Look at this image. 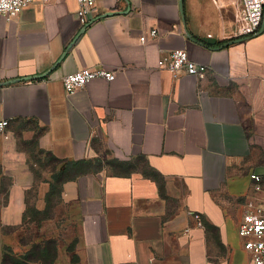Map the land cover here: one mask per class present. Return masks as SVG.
<instances>
[{"label": "crops", "instance_id": "obj_1", "mask_svg": "<svg viewBox=\"0 0 264 264\" xmlns=\"http://www.w3.org/2000/svg\"><path fill=\"white\" fill-rule=\"evenodd\" d=\"M237 4L96 0L86 28L77 0L0 15V264L1 232L23 224L28 200L46 209L61 170L80 264H254L238 228L264 198V17L231 43ZM174 50L208 71L160 69ZM98 67L115 80L66 93L63 77Z\"/></svg>", "mask_w": 264, "mask_h": 264}, {"label": "built area", "instance_id": "obj_2", "mask_svg": "<svg viewBox=\"0 0 264 264\" xmlns=\"http://www.w3.org/2000/svg\"><path fill=\"white\" fill-rule=\"evenodd\" d=\"M39 0H0V15L7 21L17 18L27 7ZM49 2L52 0H40ZM77 18L81 26L87 27L91 16L96 13V0H77ZM240 12L236 14L235 38H247L257 34L262 26L264 17V0H239ZM158 31L152 29L148 35L140 37L142 44L149 39L156 38ZM159 68L170 72L172 75L185 74L190 76H202L208 71L206 65L192 61L185 50H174L169 52L159 61ZM105 79L112 82L116 78V72L109 71L102 67L85 68L68 74L62 79L66 93L73 94L87 86L94 79ZM8 121L0 123V134H5ZM252 179L260 183L261 177L252 175ZM257 191H261L259 185ZM201 226L200 217L196 216ZM238 235L243 239V247L251 256L254 264H264V198H259L250 204L243 215L242 222L238 228Z\"/></svg>", "mask_w": 264, "mask_h": 264}, {"label": "rangeland", "instance_id": "obj_3", "mask_svg": "<svg viewBox=\"0 0 264 264\" xmlns=\"http://www.w3.org/2000/svg\"><path fill=\"white\" fill-rule=\"evenodd\" d=\"M233 10L235 33L239 4ZM30 206L22 225L1 232L6 264H80L79 209L55 200L45 212Z\"/></svg>", "mask_w": 264, "mask_h": 264}, {"label": "trees", "instance_id": "obj_4", "mask_svg": "<svg viewBox=\"0 0 264 264\" xmlns=\"http://www.w3.org/2000/svg\"><path fill=\"white\" fill-rule=\"evenodd\" d=\"M242 38H233L231 39V43L235 42L236 40H240ZM48 165L52 164V162L50 161H47ZM67 171V170H66ZM69 175L61 170L59 171L58 173H55L53 174V177H52V182H51V187H50V191L47 195V198H46V202H47V207L44 211H40V212H45L47 211L49 208H50V205H51V202H53L54 200L57 202V203H61L62 199H61V194H62V185L67 181L69 180ZM29 201V200H28ZM27 201V210L25 212V215H24V218L26 217V213L28 211V209L31 207L30 206V203ZM34 208V207H33ZM32 208V209H33ZM35 209V208H34ZM30 257V256H28ZM27 257V258H28ZM27 262V261H26ZM2 264H6V258L4 256V252H3V261H2ZM23 264V263H22ZM27 264H30V262L28 261Z\"/></svg>", "mask_w": 264, "mask_h": 264}, {"label": "water", "instance_id": "obj_5", "mask_svg": "<svg viewBox=\"0 0 264 264\" xmlns=\"http://www.w3.org/2000/svg\"><path fill=\"white\" fill-rule=\"evenodd\" d=\"M111 14H113V13H109V14H107V15H111ZM106 15V16H107ZM86 28V27H85ZM14 82H18V81H12L11 83H14ZM10 83V82H9ZM9 83H5V84H9Z\"/></svg>", "mask_w": 264, "mask_h": 264}]
</instances>
